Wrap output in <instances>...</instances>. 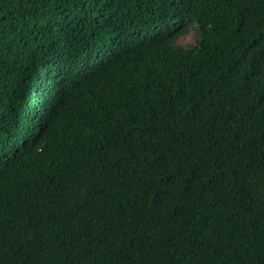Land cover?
<instances>
[{
  "label": "trees",
  "instance_id": "trees-1",
  "mask_svg": "<svg viewBox=\"0 0 264 264\" xmlns=\"http://www.w3.org/2000/svg\"><path fill=\"white\" fill-rule=\"evenodd\" d=\"M0 264H264V0H0Z\"/></svg>",
  "mask_w": 264,
  "mask_h": 264
},
{
  "label": "rangeland",
  "instance_id": "rangeland-1",
  "mask_svg": "<svg viewBox=\"0 0 264 264\" xmlns=\"http://www.w3.org/2000/svg\"><path fill=\"white\" fill-rule=\"evenodd\" d=\"M196 40V36L194 34L193 31H191L189 34L183 36V37H180L176 42L175 44L176 45H179V46H187V45H191L195 42Z\"/></svg>",
  "mask_w": 264,
  "mask_h": 264
}]
</instances>
